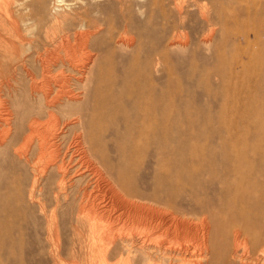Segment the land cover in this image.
I'll use <instances>...</instances> for the list:
<instances>
[{
	"label": "rangeland",
	"instance_id": "rangeland-1",
	"mask_svg": "<svg viewBox=\"0 0 264 264\" xmlns=\"http://www.w3.org/2000/svg\"><path fill=\"white\" fill-rule=\"evenodd\" d=\"M65 28L70 46L57 49L42 73L39 55ZM88 29L87 43L76 46L73 35ZM134 73L155 107L167 109L164 149L155 127L142 154L118 164L134 188L162 199H131L153 205L152 228L122 217L115 225L123 237L76 234L73 198L94 178L77 182L68 164L58 194L55 169L35 170L12 136L0 148V183L11 210L0 214V264H170L167 257L172 264H264V0L0 1V118L8 84L29 107L39 104L36 94L24 97L30 83L42 93L64 80L77 92ZM68 112L62 107L58 116ZM12 119L11 135L18 136ZM113 127L122 132L125 123ZM108 150L117 164L118 154ZM102 238L114 244L106 248ZM150 252L161 256L146 260Z\"/></svg>",
	"mask_w": 264,
	"mask_h": 264
},
{
	"label": "bare ground",
	"instance_id": "bare-ground-1",
	"mask_svg": "<svg viewBox=\"0 0 264 264\" xmlns=\"http://www.w3.org/2000/svg\"><path fill=\"white\" fill-rule=\"evenodd\" d=\"M80 18V28H82L84 27V20L82 16ZM91 34L92 31L89 29L76 32L73 35L76 46H84ZM69 46L70 36L65 28L60 32L58 41L52 43V48H46L39 55L42 73L51 70L50 61L56 50L66 49ZM18 69L23 70L26 74L30 73L27 68L21 69L20 66ZM61 81L60 89L51 90L50 88L49 91L42 93H39L36 84L30 83L31 85H29L27 92L25 91L24 97L28 100L36 94L39 96V104H32L29 107H24L23 104L16 101L13 91L10 90V84H8V108L6 109V116L0 118V148L4 149L6 144L11 141L12 136H15L20 141L17 150L32 156L31 162L35 170L41 172L45 170L46 172L48 169H55L60 180L55 183L53 189L55 188L58 194H60L61 189L66 187L65 182L70 168L78 173L77 182H83L90 175L94 178L95 185L89 186V177L88 180L84 181L85 183L83 182L84 185L80 184L83 186L79 188L73 198L77 222L73 231L76 234L89 231L93 234L101 233L100 236L104 235L101 236L103 238L108 235H120L121 237L122 228H117L115 224L122 217L125 218V222L132 226L142 225L144 227L142 229H149L154 219L153 214L156 211L152 207L153 205L150 206L149 203L146 204L147 202L142 204L139 201L144 199L160 203L162 199L158 197V194L149 195L134 188L130 176L118 164L129 163L131 159L142 154L147 140L146 136L155 127L159 129L160 143L164 149V140L167 134L166 107L163 104L162 106L159 105V108L155 107L154 97L142 90L135 73L121 79L120 83L115 82V84L112 81L93 89H87L83 86L79 87L77 92L65 89V81ZM65 106L69 107L68 114L59 117L58 111ZM12 118L18 122L16 125L19 129L18 136L11 135ZM120 120L125 123V129L122 132H117L113 126ZM122 138L128 139V142H122ZM108 146H111L118 154L117 164L108 159ZM68 164L69 169L66 166ZM33 187L38 189L39 184ZM3 189H6L5 182L0 183V214L5 216L11 210L8 207L9 198L5 192H2ZM39 191H42L41 187ZM53 192L55 191L53 190ZM63 196V200L67 204L69 200L67 201L68 198ZM55 199L58 203L57 194ZM131 199H139V201H132ZM116 211L118 213L114 215ZM50 215L52 221L59 217L55 212ZM160 217L162 218V215ZM254 222L251 230L259 225L258 219ZM167 223L169 222L167 221ZM57 229L58 226L53 228L56 231ZM153 229L156 228L153 227ZM0 232H2L1 227ZM103 238L101 241L106 248L114 244V241H111L112 244L110 245L111 239L106 241ZM156 251L160 250L157 249L154 252ZM153 256L159 257L161 255L150 252L145 258L150 260ZM170 258L167 257L166 260L172 264Z\"/></svg>",
	"mask_w": 264,
	"mask_h": 264
}]
</instances>
